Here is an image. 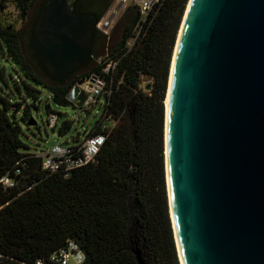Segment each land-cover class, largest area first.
Instances as JSON below:
<instances>
[{
  "label": "trees",
  "instance_id": "trees-1",
  "mask_svg": "<svg viewBox=\"0 0 264 264\" xmlns=\"http://www.w3.org/2000/svg\"><path fill=\"white\" fill-rule=\"evenodd\" d=\"M9 1L0 0V57L18 67L15 82H23L26 95L13 99L0 93V179L12 181L0 182L1 261L60 264L52 254L72 242L83 255L80 264H180L166 190L164 104L187 0H159L145 15L137 3L128 4L116 42L94 30L93 54L105 59L87 72L84 67L70 71L65 80L49 74L31 46L43 0L26 23L35 0H12L24 22L20 28L2 16ZM111 6L112 0H77L74 9L94 13L99 22ZM110 59L116 66L105 72ZM93 74L105 84L91 106L102 97L104 103L84 139L104 134L100 150L67 172L45 169L34 152L21 150L27 145L19 138L18 120L27 127L36 124L32 109L39 110L44 92L55 103L73 104L72 86ZM56 113L46 107L47 125ZM68 128L64 121L58 132Z\"/></svg>",
  "mask_w": 264,
  "mask_h": 264
},
{
  "label": "water",
  "instance_id": "water-1",
  "mask_svg": "<svg viewBox=\"0 0 264 264\" xmlns=\"http://www.w3.org/2000/svg\"><path fill=\"white\" fill-rule=\"evenodd\" d=\"M76 1L43 0L31 38L63 80L94 55L98 21ZM180 26L164 104L176 247L183 264H264V0H188Z\"/></svg>",
  "mask_w": 264,
  "mask_h": 264
},
{
  "label": "rangeland",
  "instance_id": "rangeland-1",
  "mask_svg": "<svg viewBox=\"0 0 264 264\" xmlns=\"http://www.w3.org/2000/svg\"><path fill=\"white\" fill-rule=\"evenodd\" d=\"M138 1L139 0H131L128 4H131L132 2L137 3ZM37 2L38 0H35L33 4L30 5L28 14L25 18V23L34 19V6ZM187 2L185 5V9L187 6ZM116 3L117 0H112V6L107 10L105 14L106 17H109L112 14L113 8H115V6L117 5ZM127 5H124L119 9L118 12L113 14V16L111 17V22L104 28V30H106L108 34H111L109 40H112L113 43L120 38L121 28L124 24V20L121 18V12L122 9ZM2 16L7 17L9 21L14 22L17 28H20L24 23H22V19L20 20L18 18L19 15L17 8L15 7V4L12 2V0H10L7 4L5 11L2 13ZM98 57L99 58L97 59L95 58V62L93 65L100 64L105 59V54L98 55ZM93 65L88 69L83 70V72H87L88 70H90ZM1 68H3V71L1 70ZM17 68L18 67L11 60L3 59L2 57H0V93L6 94L13 99H19L21 94L26 95V90L23 86V82H15V79L19 80ZM37 103L39 105V110L32 109V112L35 116V125L27 127L18 120L21 128V132H19V138L27 145L26 148H22L21 150L29 151L31 153L40 150H46L48 148H51L56 143H61V145L69 146L81 142L84 139L85 130L89 129L102 113V103H104V98L102 97L100 99V102H98V104L95 106L93 105L91 107H78L73 104L62 105L55 103L51 96H49L47 92H44L41 101ZM47 106L53 111L57 112V123L54 128L48 126L45 121ZM64 121L69 123V128L65 133L61 134L58 132V127Z\"/></svg>",
  "mask_w": 264,
  "mask_h": 264
},
{
  "label": "built area",
  "instance_id": "built-area-1",
  "mask_svg": "<svg viewBox=\"0 0 264 264\" xmlns=\"http://www.w3.org/2000/svg\"><path fill=\"white\" fill-rule=\"evenodd\" d=\"M131 0H117V5H120L122 8L124 5L130 3ZM159 0H139L137 2L139 6V11L141 14H146L151 7L157 3ZM116 5V6H117ZM115 6V8H116ZM126 7V6H125ZM113 8V14L119 11L120 8ZM111 22V17L104 16L98 23H96V28L102 30L107 33L104 28L109 25ZM116 66V61L109 60L103 70L105 72L113 71ZM105 81L99 79L98 75L93 74L90 78H88L81 86H78V91L75 94L69 96L68 99L73 103L79 94L85 93L86 98L82 103V106H91L96 102V97L99 95L102 87L104 86ZM57 116L55 114L50 115L48 117V126L54 127L57 123ZM105 135L102 133L90 135L86 137L78 147L73 148V146H65L61 145V143L54 144L51 148L46 150H40L34 152L35 156L40 157L42 159V166L45 169L50 171L57 170L58 168L67 172L68 170L74 167H80L86 164L88 161L93 160L98 150H100L101 145L103 144ZM0 182L4 185H11V178L4 176L0 179ZM51 258L54 261H57L60 264H80L83 259V255L76 248L74 243H70L66 247H63L57 251H55ZM0 264H4L1 261L0 255ZM36 264H41L40 261H36Z\"/></svg>",
  "mask_w": 264,
  "mask_h": 264
},
{
  "label": "flooded vegetation",
  "instance_id": "flooded-vegetation-1",
  "mask_svg": "<svg viewBox=\"0 0 264 264\" xmlns=\"http://www.w3.org/2000/svg\"><path fill=\"white\" fill-rule=\"evenodd\" d=\"M37 1V0H36ZM41 1L42 0H38V2L35 4V6H34V8H35V14L38 12V9H39V5L41 4ZM83 3V2H82ZM34 14V15H35ZM99 55V54H98ZM98 55H96V54H94L93 55V57H92V59H91V61L83 68V70H86V69H88L89 67H91L93 64H94V62H95V58L97 59V58H99L98 57Z\"/></svg>",
  "mask_w": 264,
  "mask_h": 264
},
{
  "label": "bare ground",
  "instance_id": "bare-ground-1",
  "mask_svg": "<svg viewBox=\"0 0 264 264\" xmlns=\"http://www.w3.org/2000/svg\"><path fill=\"white\" fill-rule=\"evenodd\" d=\"M188 3V2H187ZM186 10V9H185ZM184 12V11H183ZM183 18V17H182ZM180 28H181V26L179 25V29H178V33H177V39H176V41H175V44H174V48H173V50H175L176 49V42L178 41V38H179V33H180ZM171 64V63H170ZM168 76H169V73H168ZM170 80V79H169ZM168 89H169V87L167 88V90H166V99H165V107H166V104H167V102H168ZM178 248V247H177ZM176 248V249H177ZM177 251H178V249H177ZM178 253V256L180 257V253H179V251L177 252ZM180 261H181V264H183L182 263V260H181V257H180Z\"/></svg>",
  "mask_w": 264,
  "mask_h": 264
}]
</instances>
